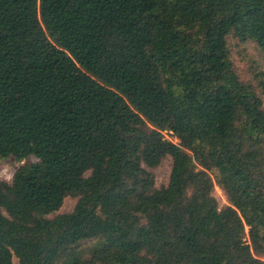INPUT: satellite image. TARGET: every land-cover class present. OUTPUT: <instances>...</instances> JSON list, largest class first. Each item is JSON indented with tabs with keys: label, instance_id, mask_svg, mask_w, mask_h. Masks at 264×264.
Segmentation results:
<instances>
[{
	"label": "trees",
	"instance_id": "trees-1",
	"mask_svg": "<svg viewBox=\"0 0 264 264\" xmlns=\"http://www.w3.org/2000/svg\"><path fill=\"white\" fill-rule=\"evenodd\" d=\"M230 37L264 54V0H0V158L37 159L0 264H264V69Z\"/></svg>",
	"mask_w": 264,
	"mask_h": 264
},
{
	"label": "rangeland",
	"instance_id": "rangeland-1",
	"mask_svg": "<svg viewBox=\"0 0 264 264\" xmlns=\"http://www.w3.org/2000/svg\"><path fill=\"white\" fill-rule=\"evenodd\" d=\"M229 51L233 68L239 79L244 83H250L255 88H258L256 74L264 69V54L258 48L257 44L252 42L241 43L239 40L230 37ZM257 92L261 94L262 100L264 102V94H262L260 90H257ZM164 134L166 139L172 141L175 144L179 143V140L176 139L171 133L165 132ZM29 162L35 163L37 162V159L31 158L30 160L19 162L14 158H0V180L12 182L16 170ZM171 170L172 158L170 157L165 159L158 168L151 170L155 176L157 188H162L168 185ZM214 196L217 198L220 208L229 205L225 193L218 186H216ZM77 202V198H67L61 211L55 215H52L51 217L62 213H71L74 210ZM15 264H18L17 260L15 261Z\"/></svg>",
	"mask_w": 264,
	"mask_h": 264
}]
</instances>
